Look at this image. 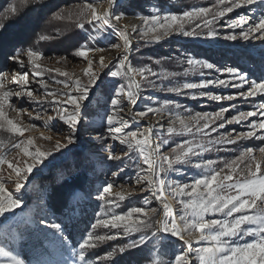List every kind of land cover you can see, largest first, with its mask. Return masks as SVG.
Instances as JSON below:
<instances>
[{
  "label": "snow or ice",
  "instance_id": "1",
  "mask_svg": "<svg viewBox=\"0 0 264 264\" xmlns=\"http://www.w3.org/2000/svg\"><path fill=\"white\" fill-rule=\"evenodd\" d=\"M20 4L25 11L37 13L49 8L46 0H20ZM106 5L101 2L98 8L96 3H85L76 13V27L83 30L89 24L97 35L102 34L101 39H108L110 34L119 39L120 43L107 46L108 50L119 52L113 68L105 56L95 59L96 53L106 51L105 47L88 44L73 51L75 57L86 61L80 75L59 68H42L43 53L32 46L13 47L6 55L11 65L7 70L0 68V130L15 137L8 141L12 154L0 152V257L4 258L0 264H114L118 253L130 250L139 252L145 264H191L193 259L198 264H264V146L245 147L231 159L205 157L207 153L230 151L226 146L240 141L264 142V71L252 78L240 67V63L247 62L246 57L255 55H259L264 66V0H215L210 7L193 6L179 12L169 9L163 13L153 5V11L147 15L141 14L147 6L141 0H106ZM251 6H259V15ZM238 9L242 11L235 18L228 16ZM5 11L12 16L18 14L15 3ZM129 12L139 24L124 23ZM53 18L72 19V13L65 16L57 12ZM5 27L0 23V32ZM134 33H138L137 43L142 40L145 44L177 35L211 41L221 37L230 42L259 41L262 47L257 53L241 46V50L231 52L232 64L210 62L180 52L176 60L181 71L163 68L157 71L147 64L132 66ZM97 35L90 34L89 40L96 41ZM49 39L52 37L39 36L40 41ZM96 62L101 70L108 69L104 75L111 77L110 81L94 69ZM153 63L158 65L160 60ZM29 69L38 89L29 87ZM45 71L64 77L54 80L62 85V90L48 89L43 78ZM193 73L199 74L198 80L172 82ZM144 88L191 100L207 98L218 103L240 100L249 103L251 109L245 111L232 103L214 112H193L172 99L151 96L146 98L142 109H137ZM40 89L44 91V100L34 95ZM216 89L234 91L216 94ZM13 96L22 101L27 98L55 112L48 120L58 119L66 126L67 134L61 133L63 140L56 139L53 147L47 148L37 145L32 135L25 136L35 125L25 126L19 121L24 109L16 110L15 121L7 117L5 106ZM257 97L258 103L254 99ZM230 111L234 114L226 116ZM149 115L161 119L166 116L167 128L163 123L149 122L129 130ZM29 119L41 117L29 113ZM229 125H244L247 130H229ZM90 132L98 135L93 138ZM85 134H89V143L99 144L106 153L103 160L119 161V165L106 174L109 178L97 190L96 200L101 202L102 212L95 214L89 227L79 230L77 193L82 189L73 183L74 174L58 169L55 185L37 183L36 179L44 169L56 167L54 153L63 156V150L76 146ZM173 136L190 139L175 143L170 152H164ZM41 137L53 142L51 135L41 133ZM115 142L127 146L123 156L114 151ZM4 147L5 142L0 140V149ZM256 151L259 157L254 154ZM94 156L88 153L86 160L93 161ZM103 160L94 162L102 165ZM176 165H193L199 171L187 181L174 180L171 173L183 175ZM129 166L136 169L135 184L148 195L143 197V206L116 214L113 210L126 197L122 192L113 193L112 189ZM131 181L129 177L128 183ZM6 182L11 187L6 188ZM153 201L156 207L151 206ZM29 202L34 203L30 206ZM174 203L180 205L179 214ZM99 228L116 231L101 235L96 233ZM134 233L137 238L103 256L90 258L92 250L100 244Z\"/></svg>",
  "mask_w": 264,
  "mask_h": 264
},
{
  "label": "rangeland",
  "instance_id": "2",
  "mask_svg": "<svg viewBox=\"0 0 264 264\" xmlns=\"http://www.w3.org/2000/svg\"><path fill=\"white\" fill-rule=\"evenodd\" d=\"M46 1H55V0H46ZM59 1V7L54 12H62L65 16H67L69 13H72V19H62V20H56L53 18V14L50 16L49 20L47 21V26L40 32H36L35 38L33 40L32 44H26L21 43L17 45L15 48H27L29 46H32L35 50H39L43 53V59L40 61V64L42 68L44 69H56L59 68L61 71H66L69 73H75L76 75H80L83 68H85L86 61L82 58L75 57L73 55V51L78 48L82 44H88L90 47H105L106 51L103 53H96L95 59L98 61V58L100 55H103L106 57V61H111L110 68H113V66L117 63L119 58V52L116 49H110L108 50L107 46L110 43H120L119 39L115 36L110 34L108 39H101V35H97L95 31L93 30V26L89 24H85V28L83 30L76 27V13L79 12L81 8H83L85 3H96L98 8L100 7V3L103 2V6L106 7V0H58ZM142 3H146V8L144 10L143 15H147L153 11V5L160 8L163 11L165 10H171L172 12H179L182 9L190 8L193 6H203V7H210L212 4L215 3V0H141ZM15 3L18 10L22 8V5L20 4V0H8L5 8L2 10V14L0 15V23H3L9 18L12 17L11 14H6V9L10 4ZM252 11L256 12L257 15H259V6H251ZM137 12H140V9H136ZM242 10H235L234 13H229L228 16L231 18H235L236 13L241 12ZM251 15V12L248 13ZM127 19L124 21V23H136L139 24L140 21L135 19L133 17L132 12H129L126 14ZM76 29L83 37V41L73 50L71 51H58L60 47L54 48V42L60 38L64 37L68 31ZM223 31V30H221ZM238 31V30H237ZM97 35L96 41H90L89 35ZM40 35H48L52 37V39L46 40V41H40L39 36ZM133 39V45H132V53L130 55V60L132 62L133 67H143L144 65H151L155 70L159 71L161 68L170 71H181L182 69L178 67V61L176 60V57L180 52H186L188 55L195 56L196 58L200 59H208L210 62H224V63H233V59L231 58V52L233 51H239L241 50V46L244 47V49L254 50L255 52H259V49L262 47L261 43L259 41H251V42H245V41H238V42H230V41H224L223 38H219L218 40L211 41V40H205L203 38H187L182 36L173 35L171 37H168L164 40H161L159 42L149 43L145 44L144 41L139 40L138 41V33L132 34ZM98 41V43H97ZM139 48L137 51L136 49ZM91 55V54H90ZM61 57H65L66 59L61 60ZM151 58V59H150ZM171 58V59H169ZM246 63H240V67L243 70H246L249 72L250 76L252 78H257L261 75V72L264 71V66H262L259 55H255L251 58L246 57ZM153 60H160V64H154ZM59 61V62H58ZM11 65V61L7 60L0 65V68H3L7 70V68ZM187 67V65H184ZM94 69L98 72H100L102 78H104L106 81H110L112 78L107 77L104 74L108 71V69L101 70L99 68L98 62L94 63L93 65ZM114 70V69H113ZM30 72V69H29ZM44 80L48 84V89L50 91L54 90H62V85L56 84L54 82L55 79H64V77L59 76L55 72H44L43 76ZM39 79V78H37ZM139 79V78H138ZM184 79H190V80H198L199 74L193 73L190 74L189 77H178L172 82H182ZM159 83V81H157ZM167 83V82H166ZM10 87L13 90H18V88L15 85H10ZM29 87L33 89H38V85L35 83V81H32L31 79V72H30V85ZM216 94H228L229 92H232L234 90H221L216 89L214 90ZM34 95L36 96V99L38 100H44L45 94L42 89H40L38 92H34ZM142 100L138 103L137 109H142L144 107V104L146 102V98L151 96L154 98H168L172 99L181 105H184L188 108H191L193 112H214L218 110L220 106H229L232 103H236L238 107L242 110H250L251 105L247 102H243L240 100L234 101V102H228V101H221L216 102L212 101L207 98H202L198 100H191L187 99L184 96H177L174 94H166L157 92L152 89L144 88L141 92ZM50 99V97H48ZM256 102H259V98H254ZM10 105V106H9ZM9 105L5 106V113L9 119H13L14 121L17 119V111L18 109H24L19 117V121L22 122L23 125L33 124L35 127L31 129L30 132H26L25 136L32 135L35 138V143L37 145H44L47 148L53 147V143L56 139L63 140V136L67 134V128L66 126H63L62 122H60L58 119L48 120L49 116H55V112H53L51 109H48L46 107L42 108L36 103H32L31 101H28L27 98H25L23 101L20 98H17L15 96L11 97L9 100ZM94 107L92 111L94 112ZM182 111V110H181ZM29 113L34 117L37 114L41 117V119H29ZM234 114L233 112L226 113V116H230ZM127 119L128 117L125 116ZM45 122H47V127L45 126ZM163 123L165 125V128H167V117L165 116L164 119H161L160 116H152L149 115L145 118L144 121L141 122L140 125L133 124L132 127L129 130H135L137 127H142L147 123ZM229 130L232 128L237 129V131H245L247 130L244 125H229L227 126ZM223 131V130H221ZM41 133L44 135H51L53 137V142H49L44 140L41 137ZM91 137H95L98 135L97 132H90ZM155 135V133H154ZM215 135V134H214ZM184 139H190L188 136H173L171 142L169 145L165 146L163 149L164 152H170V149L172 146H174L175 143H178ZM0 140L5 142V147L3 149H0V152L7 153L8 155H11L12 153L9 151L10 144L8 143L9 140H15V137L11 136V134L0 130ZM89 134H85L80 142L76 146H69L67 149H64V155L61 156L59 153H54L56 156L55 164L56 167H49L43 170L41 174L37 176L36 182L37 183H44L49 182L55 185L56 177L58 174V169L65 171V172H71L74 174V177H77L78 175L81 176V180L78 182V185H81L84 187L83 190L79 191L77 193L78 202H77V217L79 218V225L78 229L83 230L90 226L91 222H94L95 214L102 212V209L100 207V201L96 200L97 190L101 187V184L106 178H109L106 174L110 171H115L117 166L119 165V161H106L103 160V158L106 156V153L100 148L99 144H93L89 143ZM110 144L113 142L109 141ZM259 146H264V142L260 140H247V141H240L237 145H228L227 148L231 149L230 151H221L219 153H207L205 154L206 158H222V159H231L234 158V156L239 155V153L245 148V147H253L254 149L258 148ZM114 151L116 154L123 156V153L125 151H128L126 145H120L118 142H115L114 144ZM88 153H94V159L93 161H87L86 155ZM257 157H259V152L256 151L254 153ZM135 155V153H133ZM51 159V158H50ZM103 160V164L95 163V160ZM131 165V161L128 162ZM177 168H180L183 172V175H177L175 173H171L170 176L174 180L179 181H187L189 176L192 174L197 173L199 170L195 169L193 165H176ZM135 167L129 166L127 169V172L120 177L119 181L117 182L116 186L112 189L113 193L116 192H122L125 195V200L119 202L120 206L118 208H115L113 211L116 214H124L128 210H130L133 206H143V197L145 195H148L146 192L140 191V186L135 184ZM132 177L131 183H128V178ZM5 187L9 188L11 185L6 182ZM25 200H28V197L25 196ZM30 206L34 202H29ZM152 207H156L157 204L155 201H153ZM82 210V211H81ZM174 210L179 214L180 205L174 203ZM19 212V210H17ZM28 211V208H25V212ZM82 216L84 217L82 219ZM116 230H110L99 228L96 230L97 234H111L112 232H115ZM138 234H133L129 237H121L116 240L112 241H106L103 244H100L97 248H95L93 251V255L90 257L92 259H95L97 256H103L107 252L111 251L113 248H116L118 245H123L129 242L131 239L137 238ZM79 238V236H77ZM250 239V238H249ZM194 246L195 243H194ZM17 250H19V245L16 246ZM27 251V250H25ZM120 255L124 254H117L116 257H114V262L120 258ZM167 258V257H166ZM4 258L0 257V261H2ZM105 264H112V262H105ZM121 264V263H117ZM141 264H145L143 261ZM191 264H198L197 261L194 259L191 261Z\"/></svg>",
  "mask_w": 264,
  "mask_h": 264
},
{
  "label": "trees",
  "instance_id": "3",
  "mask_svg": "<svg viewBox=\"0 0 264 264\" xmlns=\"http://www.w3.org/2000/svg\"><path fill=\"white\" fill-rule=\"evenodd\" d=\"M8 0H0V15ZM49 5L48 9L37 13L33 11H25L24 6L18 10V14L5 21V29L0 32V65L6 61V55L10 54L13 47L21 43L32 44L36 32L44 30L47 26L52 13L59 7V1H46ZM83 41L82 35L76 30L72 29L68 33L54 42V48L60 47L58 51H71L75 49ZM81 176L74 177L73 183L83 190V186L78 185ZM84 217L82 216V219ZM114 264H141L140 253L136 250H130L125 255H120Z\"/></svg>",
  "mask_w": 264,
  "mask_h": 264
}]
</instances>
